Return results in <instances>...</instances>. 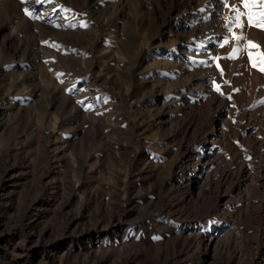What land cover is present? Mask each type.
<instances>
[{
    "label": "rangeland",
    "instance_id": "1",
    "mask_svg": "<svg viewBox=\"0 0 264 264\" xmlns=\"http://www.w3.org/2000/svg\"><path fill=\"white\" fill-rule=\"evenodd\" d=\"M234 8L0 0V264H264V29Z\"/></svg>",
    "mask_w": 264,
    "mask_h": 264
},
{
    "label": "snow or ice",
    "instance_id": "2",
    "mask_svg": "<svg viewBox=\"0 0 264 264\" xmlns=\"http://www.w3.org/2000/svg\"><path fill=\"white\" fill-rule=\"evenodd\" d=\"M23 2V0H22ZM241 3L243 5V8L246 9V12L240 11L239 8H234V11L236 13L234 19L230 20L229 26L231 27L232 24H235V26L243 28L244 23L242 22L241 18L243 16H246L247 23L249 26H255L261 29H264V0H241ZM25 14L32 16L33 13L30 12L27 8L24 9ZM86 26V25H84ZM242 36H236L235 39L237 41L241 40ZM227 39L225 40V43H227ZM223 46V45H222ZM248 46L251 48H258L259 46L255 44L252 41L248 42ZM240 51L239 48L233 49V56H235ZM261 56L260 64H259V70L261 72H264V53L259 54ZM249 59L252 63V67H258L256 60L253 58V54L249 52ZM216 90L220 91V85H216ZM69 91H72V89H69Z\"/></svg>",
    "mask_w": 264,
    "mask_h": 264
},
{
    "label": "bare ground",
    "instance_id": "3",
    "mask_svg": "<svg viewBox=\"0 0 264 264\" xmlns=\"http://www.w3.org/2000/svg\"><path fill=\"white\" fill-rule=\"evenodd\" d=\"M212 136H215V135H214V133H213V135H212Z\"/></svg>",
    "mask_w": 264,
    "mask_h": 264
}]
</instances>
